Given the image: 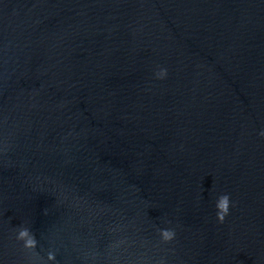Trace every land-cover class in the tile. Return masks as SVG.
<instances>
[{
    "label": "water",
    "instance_id": "obj_1",
    "mask_svg": "<svg viewBox=\"0 0 264 264\" xmlns=\"http://www.w3.org/2000/svg\"><path fill=\"white\" fill-rule=\"evenodd\" d=\"M262 132L264 0H0V264H264Z\"/></svg>",
    "mask_w": 264,
    "mask_h": 264
},
{
    "label": "clouds",
    "instance_id": "obj_2",
    "mask_svg": "<svg viewBox=\"0 0 264 264\" xmlns=\"http://www.w3.org/2000/svg\"><path fill=\"white\" fill-rule=\"evenodd\" d=\"M167 76V70H161L157 73L158 79H164ZM264 136V132L261 133ZM230 207H231V199L230 196L227 194L221 195L217 202V219L220 224L225 223L226 218L230 214ZM160 236L162 242L165 244H171L176 239V233L174 230H161ZM17 239L19 241H24L25 248H32L35 249L37 247V240L35 235L28 229V228H21L18 232ZM49 259L55 261V255L50 253ZM160 264H164L163 260L160 261Z\"/></svg>",
    "mask_w": 264,
    "mask_h": 264
}]
</instances>
